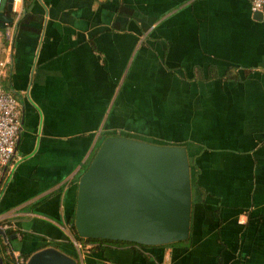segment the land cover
<instances>
[{
	"label": "crops",
	"instance_id": "0c3cea01",
	"mask_svg": "<svg viewBox=\"0 0 264 264\" xmlns=\"http://www.w3.org/2000/svg\"><path fill=\"white\" fill-rule=\"evenodd\" d=\"M259 14L250 0H15L0 58L22 132L0 174V264L55 244L80 251L76 180L115 132L188 149L202 189L190 240L91 245L83 264H264Z\"/></svg>",
	"mask_w": 264,
	"mask_h": 264
},
{
	"label": "water",
	"instance_id": "95a60500",
	"mask_svg": "<svg viewBox=\"0 0 264 264\" xmlns=\"http://www.w3.org/2000/svg\"><path fill=\"white\" fill-rule=\"evenodd\" d=\"M14 0L0 3V22L13 23ZM256 15H260L256 13ZM193 193L187 148L132 138H107L78 182L79 237L158 247L187 241ZM27 264H78L48 248Z\"/></svg>",
	"mask_w": 264,
	"mask_h": 264
},
{
	"label": "built area",
	"instance_id": "2783aa9c",
	"mask_svg": "<svg viewBox=\"0 0 264 264\" xmlns=\"http://www.w3.org/2000/svg\"><path fill=\"white\" fill-rule=\"evenodd\" d=\"M250 3L251 10L255 14L264 12V0H250ZM10 63L8 54L6 57L0 58V174L14 161L22 132L18 100L7 93L2 85ZM16 261L21 264L25 262L20 256L16 258Z\"/></svg>",
	"mask_w": 264,
	"mask_h": 264
},
{
	"label": "trees",
	"instance_id": "16d2710c",
	"mask_svg": "<svg viewBox=\"0 0 264 264\" xmlns=\"http://www.w3.org/2000/svg\"><path fill=\"white\" fill-rule=\"evenodd\" d=\"M113 136H122V137H127V138H132V139H136L139 141H143L141 137L137 136V135H133V134H129V133H111V134H107L103 137V140L101 141V143L99 144L96 152L98 151V149L100 148L101 144L109 137H113ZM146 142L149 143H153V144H158V145H175L170 143L168 140H146ZM183 146V145H182ZM188 150V149H187ZM96 154V153H95ZM189 155V152H188ZM95 156V155H94ZM94 158V157H93ZM92 158V160H93ZM189 159H190V168H191V182H192V193H193V206H192V215H193V208L195 206V204L197 202H195V194L197 193V191H201V187L198 184V166L195 165V162L193 160V158L191 157V155H189ZM91 160V162H92ZM91 162L84 168V170L82 171L81 176L88 170ZM80 176V178H81ZM78 178L76 181L77 183L79 182ZM78 186V185H77ZM77 205V204H76ZM75 213H76V207H75V211L73 213L72 218L70 219V223H71V230H72V234L74 235V239L75 241L79 244L80 246V251L78 252V248L75 246L74 243H69V244H65L64 246L59 245V244H55V247L60 249L63 253H65L66 255L74 258L78 264H83L82 263V248L85 249L87 246H95L94 248L92 247L91 249H88L89 251L95 250L97 252H99L101 249H103V247L107 246V247H117V248H133L136 249L137 248H143V249H149V248H156V247H147V246H141V245H137L134 243H128V242H115V241H107V240H94V239H85V238H81L79 237L76 227H75ZM193 217V216H192ZM192 231V221H191V230ZM12 231L8 232L7 235H11ZM190 240V238H189ZM188 241V240H187ZM187 241H183V242H179V243H173V244H169V245H164V246H158V247H170L172 245H176V244H182V243H186ZM47 247V246H45ZM157 247V248H158ZM24 258V260H28L31 255L30 254H24V256H22ZM9 258L14 262L15 259L13 257V255L9 256ZM16 264H21L17 261H15ZM25 264V262L23 263Z\"/></svg>",
	"mask_w": 264,
	"mask_h": 264
},
{
	"label": "rangeland",
	"instance_id": "374dc122",
	"mask_svg": "<svg viewBox=\"0 0 264 264\" xmlns=\"http://www.w3.org/2000/svg\"><path fill=\"white\" fill-rule=\"evenodd\" d=\"M160 141V140H159ZM79 246V245H78ZM83 249V248H82ZM82 260H83V256H82V258H81Z\"/></svg>",
	"mask_w": 264,
	"mask_h": 264
}]
</instances>
